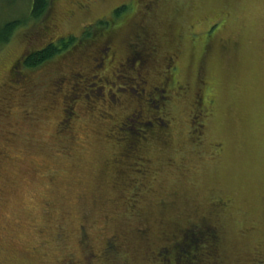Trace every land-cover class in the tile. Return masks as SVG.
Wrapping results in <instances>:
<instances>
[{
  "label": "rangeland",
  "instance_id": "rangeland-1",
  "mask_svg": "<svg viewBox=\"0 0 264 264\" xmlns=\"http://www.w3.org/2000/svg\"><path fill=\"white\" fill-rule=\"evenodd\" d=\"M33 1L0 0V27L22 22L0 47V264H147L140 229L168 246L181 210L198 214L194 227L213 221L223 264H264V0H48L39 21ZM122 6L91 46L23 69L29 53L101 31ZM72 87L84 99L64 141ZM154 122L162 131L139 153L149 134L133 146L135 134ZM123 149L131 181L139 158L147 168L139 208L113 187ZM221 199L229 206H211Z\"/></svg>",
  "mask_w": 264,
  "mask_h": 264
},
{
  "label": "trees",
  "instance_id": "trees-1",
  "mask_svg": "<svg viewBox=\"0 0 264 264\" xmlns=\"http://www.w3.org/2000/svg\"><path fill=\"white\" fill-rule=\"evenodd\" d=\"M49 9H50V4L48 0H34L31 11V20L39 21L44 17V15H47ZM126 9H127L126 6L119 7L114 11L112 15L113 17H111L112 20L105 19L97 22V24L94 26L100 27L101 31H97L92 34L89 33L87 29H85L84 30L85 32H83V34L79 38H75V37L60 38L56 42H53L42 49H38L36 51L29 53L21 61L23 69L31 70V71L37 70L42 66H44L45 64H47L48 62L54 60L55 58L64 55L65 53H68L76 49H80L79 47L81 46V44H84V46L82 47L83 49L91 46L94 41L99 40L105 33H108L113 29V28L110 29L111 26L110 24H114L115 26L116 23L115 21L121 19V15ZM21 23L22 22L20 21H11L5 24L3 27H0V47L8 44L11 41L16 29L20 26ZM94 38L96 39L94 40ZM137 44H138L137 42L133 44L134 48L137 46ZM107 49H109V47H106V50ZM103 57H105V55H103ZM141 62L142 61L139 62L140 66H141ZM143 63H145V61H143ZM171 71L173 70L171 69ZM171 81H172V77L165 76L161 82V87L165 89L167 83H170ZM157 90H159V88L157 87L153 88V91L157 92ZM147 97L150 99L149 101L150 104L149 103L147 105L145 104L144 107L150 110L152 107L153 99L149 96ZM78 98L79 96L77 97L75 95L74 90L73 93L67 98L68 101H66V103L68 104V106L66 108L67 110H64V115H65L63 119L64 123L61 122L58 131V137L60 138V140L63 139L64 137L66 138L67 135L69 136L71 135V123L72 120L74 119L73 117L74 112L71 110V108L75 104V102L84 99L82 97L81 99L78 100ZM143 128L144 129H141L140 131L136 132L135 141L133 144V146L136 145V141H137L136 138H138L137 136L138 134H144L142 138L146 137L147 134H149V137L147 136L142 143L140 144L137 143L139 153L141 150V146L145 143V141L150 140L151 133H153L154 131L156 132L162 131L161 129H159V124L157 125V123L155 122L154 124H152V127H146L144 125ZM63 132L64 134H62ZM154 134H155L154 136L158 135V133H154ZM124 152L125 149H123V152L120 153L121 156L119 158V161L117 160V162H115L116 163L115 171L117 176H115V178L113 179V187L117 188L116 186L118 187L122 186L125 189L127 188L131 189L132 191L130 196L131 201L124 202V204L125 206H138V203L140 202L141 199L140 196H142V192L147 191V186L143 182L145 179V176L143 175H145V171L147 168H145L144 166L142 167L140 165L142 164V161L139 158L140 161L138 160V166L139 168H143L141 170L144 171V173L138 177L139 178L138 180L131 181L130 178L127 176L128 174L127 172L131 170L132 167L129 163L123 162L121 160ZM134 181L136 182L134 183ZM164 203H166V201L164 200L160 201V204H164ZM211 206L223 208L225 206H229V200L225 202L221 199L220 202H216V201L213 202ZM135 209L133 210L135 211ZM137 213L138 210L136 211V215ZM189 213L190 211L188 210H183V211L181 210L179 215L177 216V218L179 217L178 219H181L183 221L178 224V225L181 224L183 226L181 227L182 230L179 228L177 230L178 232L171 234V237H167L169 235L163 232L165 238L163 239L162 244L166 243L168 246L162 247L161 249H154L153 244L149 241V239H147V237L149 236V232H147L149 228L147 226H145L144 229L143 228L140 229V231L143 234H140L141 236L139 237L141 238V240H144L146 242V245L148 247L147 252L151 255L150 259L147 260V264H223L222 261L223 259L221 255L223 241L221 236L219 235L218 228L215 226V224H213V221L208 219L207 217H202V219L204 218V220L200 219V221H202L200 222L202 223V227H194L191 224H187L186 222H189V220H194V219L198 220L196 217L198 216V214H196L195 216ZM178 233H180L181 235L180 237L175 239L173 236ZM117 243L119 245L120 241L113 239V241H111L107 245V255L104 256V259L106 257V260L110 261V259L107 256L109 254L116 253L113 251V248L118 247ZM156 256H158L157 258H159L157 259V262H155ZM91 261L92 260H87L86 264L91 263Z\"/></svg>",
  "mask_w": 264,
  "mask_h": 264
},
{
  "label": "flooded vegetation",
  "instance_id": "flooded-vegetation-1",
  "mask_svg": "<svg viewBox=\"0 0 264 264\" xmlns=\"http://www.w3.org/2000/svg\"><path fill=\"white\" fill-rule=\"evenodd\" d=\"M84 7V6H83Z\"/></svg>",
  "mask_w": 264,
  "mask_h": 264
}]
</instances>
